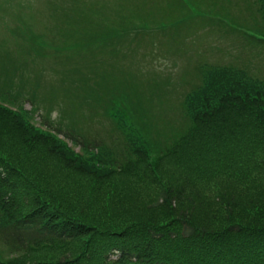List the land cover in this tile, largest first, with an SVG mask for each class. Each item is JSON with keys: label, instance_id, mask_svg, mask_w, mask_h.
<instances>
[{"label": "trees", "instance_id": "16d2710c", "mask_svg": "<svg viewBox=\"0 0 264 264\" xmlns=\"http://www.w3.org/2000/svg\"><path fill=\"white\" fill-rule=\"evenodd\" d=\"M247 8V40L264 45V0ZM47 53L29 37L0 43V264H264V77L214 63L182 94L135 78L113 93L83 74L81 85L53 83L74 105L131 99L138 115L115 111L124 123L114 119L115 143L84 142L66 127L77 152L19 100L38 98L41 77L27 70ZM177 91L171 108L184 123L155 137L156 115L171 117L158 108ZM132 121L141 139L128 136Z\"/></svg>", "mask_w": 264, "mask_h": 264}, {"label": "rangeland", "instance_id": "374dc122", "mask_svg": "<svg viewBox=\"0 0 264 264\" xmlns=\"http://www.w3.org/2000/svg\"><path fill=\"white\" fill-rule=\"evenodd\" d=\"M215 1L0 0V43H18L29 37L46 46L49 52L30 57L27 72L41 77L42 88H39L38 98L28 94L30 100L19 96L21 102L25 100L21 106L44 130L52 129L64 135L68 127L78 140L90 142L96 138L115 143L117 140L114 142L113 138L121 137L123 133L114 124V119L118 122L120 119L119 123L124 126L115 111L124 112L129 120L138 116L126 106L131 99L126 104L121 103L122 99L108 103L97 98L83 104L77 100L74 105L60 90L49 85L61 81L72 87L81 85L83 74L89 75L93 83L106 85L113 93L123 89L124 78L140 81L145 75L148 78L156 73L154 78L173 81L181 92L189 90L196 82L189 71L197 72L200 68L201 72L202 65L198 63L205 61L247 67L251 73L264 77V45L248 42L247 34L243 33L254 34L250 27V10L243 7V3L230 5L223 0L213 8L209 3ZM204 16L207 18L202 22L199 20L198 25L187 23ZM231 18L238 21H231ZM78 20H85V23L78 26ZM218 21L222 23L217 25ZM86 32L92 33L76 37ZM51 42H57L55 46L60 48L59 51L47 46ZM10 45L15 47L13 43ZM19 59L27 60L22 54ZM31 60H36L35 64ZM133 72L143 74L137 73V77ZM45 87L53 91L55 98L45 95ZM12 88L17 92L9 85L8 89ZM0 90L7 96L1 79ZM77 108L79 112L73 110ZM158 109V114L171 117L156 115L157 123L152 127L155 137L169 131L171 123L175 128L183 125L184 116L175 111V107H167L166 113L160 111L162 108ZM109 110H113V114H106ZM125 127L128 136L141 139L136 133L140 128L138 122L132 121L130 125L134 132L127 129L126 123ZM78 144H74L77 150L81 148Z\"/></svg>", "mask_w": 264, "mask_h": 264}]
</instances>
